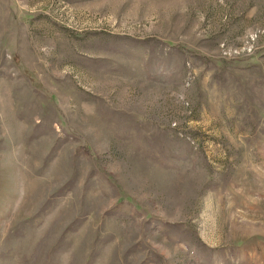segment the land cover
<instances>
[{"label": "rangeland", "instance_id": "obj_1", "mask_svg": "<svg viewBox=\"0 0 264 264\" xmlns=\"http://www.w3.org/2000/svg\"><path fill=\"white\" fill-rule=\"evenodd\" d=\"M0 264H264V0H0Z\"/></svg>", "mask_w": 264, "mask_h": 264}]
</instances>
